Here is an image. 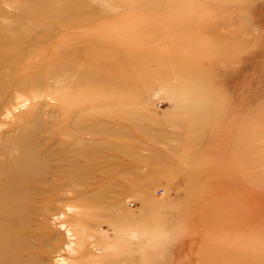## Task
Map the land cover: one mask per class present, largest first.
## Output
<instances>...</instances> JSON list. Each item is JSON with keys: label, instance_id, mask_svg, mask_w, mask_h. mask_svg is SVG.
<instances>
[{"label": "rangeland", "instance_id": "obj_1", "mask_svg": "<svg viewBox=\"0 0 264 264\" xmlns=\"http://www.w3.org/2000/svg\"><path fill=\"white\" fill-rule=\"evenodd\" d=\"M0 264H264V0H0Z\"/></svg>", "mask_w": 264, "mask_h": 264}, {"label": "bare ground", "instance_id": "obj_2", "mask_svg": "<svg viewBox=\"0 0 264 264\" xmlns=\"http://www.w3.org/2000/svg\"><path fill=\"white\" fill-rule=\"evenodd\" d=\"M106 6V5H105ZM100 7H101V5H100ZM125 13V12H124ZM125 18V17H124ZM19 41H20V38L19 37H16V38H13L12 39V41H11V43L9 44V45H17V44H19ZM23 41H21V44H26L27 42L25 41V42H23ZM5 44H7V41H5ZM105 46H109V44H105ZM111 46V45H110ZM36 94H39V90H36V91H34L33 90V95H36Z\"/></svg>", "mask_w": 264, "mask_h": 264}]
</instances>
